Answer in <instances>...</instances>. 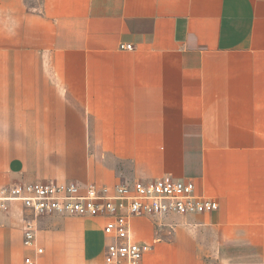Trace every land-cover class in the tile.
I'll list each match as a JSON object with an SVG mask.
<instances>
[{
    "label": "crops",
    "instance_id": "0c3cea01",
    "mask_svg": "<svg viewBox=\"0 0 264 264\" xmlns=\"http://www.w3.org/2000/svg\"><path fill=\"white\" fill-rule=\"evenodd\" d=\"M159 178L218 209L131 218L141 264H264V0H0V187ZM23 215L0 264H103L105 219H38L36 255Z\"/></svg>",
    "mask_w": 264,
    "mask_h": 264
},
{
    "label": "built area",
    "instance_id": "2783aa9c",
    "mask_svg": "<svg viewBox=\"0 0 264 264\" xmlns=\"http://www.w3.org/2000/svg\"><path fill=\"white\" fill-rule=\"evenodd\" d=\"M130 51L131 45L120 46ZM18 206L23 244L36 255L42 249L36 242V222L44 217L103 218V232L110 240L105 248L103 264H141L149 247L136 244L129 236V221L134 217L165 215H201L216 212L215 200L199 196L192 182L159 178L134 181L112 188L95 185L50 182L13 184L0 187V215ZM23 264H36L28 256Z\"/></svg>",
    "mask_w": 264,
    "mask_h": 264
}]
</instances>
